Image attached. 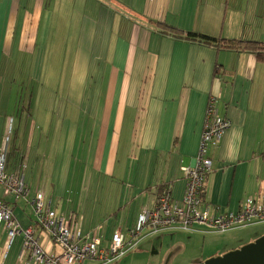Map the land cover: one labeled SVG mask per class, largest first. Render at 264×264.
<instances>
[{
  "label": "crops",
  "instance_id": "1",
  "mask_svg": "<svg viewBox=\"0 0 264 264\" xmlns=\"http://www.w3.org/2000/svg\"><path fill=\"white\" fill-rule=\"evenodd\" d=\"M75 1L84 7L77 41L69 49L68 78L58 82L61 95L48 93V105L40 110L38 91L21 95L13 74L0 75L1 142L10 117L17 134L7 145L11 158L6 171H23L29 188L25 199L14 202L7 196L4 201L21 226L34 220L29 203L34 192H42L45 205L57 213H76L82 233L100 228L104 242L114 228L132 227L143 208L154 206L164 185L180 200L186 184L181 168L194 164L211 95L218 97V112L230 126L209 148L212 166L203 182V199L220 212H235L250 196L261 199L264 60L243 48L177 38L158 24L214 38L264 42L259 7L264 0ZM17 2L0 0V55L9 57L12 49L14 56L31 54L39 79L44 72L42 67L36 75L41 54L64 45H54L49 29L54 15L45 12V0H32L33 8L21 16ZM42 25L47 29L41 32ZM65 25L58 21L56 29ZM37 125L45 133L37 132L33 147ZM114 187L121 193L116 205L106 208ZM0 226V264H32L21 255L22 235L10 240L5 225ZM252 231L259 237L264 225ZM240 242L236 239L224 250L238 248Z\"/></svg>",
  "mask_w": 264,
  "mask_h": 264
},
{
  "label": "built area",
  "instance_id": "2",
  "mask_svg": "<svg viewBox=\"0 0 264 264\" xmlns=\"http://www.w3.org/2000/svg\"><path fill=\"white\" fill-rule=\"evenodd\" d=\"M217 102L218 97L214 95L208 98L194 164L181 168L186 179L181 199H174L169 185H164L152 208H143L134 225L126 231L121 227L114 228L105 242L101 238L100 228L82 233L77 225L76 213L59 214L45 205L42 192H34L29 200L34 220L21 226L12 205L4 198L11 196L14 202L25 199L29 188L23 171H6L8 136H5L0 145V185L3 195V199L0 198V225H5L7 237L12 240L22 235L21 255L26 254L32 264H82L86 260L111 264L135 247L146 233L155 235L168 230H191L196 224L207 227L211 232L222 233L235 227L264 222V196L261 199L248 197L235 212H220L203 199V182L212 166L209 148L220 142L230 126V121L218 112ZM12 121L11 117L7 120L8 133L11 132Z\"/></svg>",
  "mask_w": 264,
  "mask_h": 264
},
{
  "label": "rangeland",
  "instance_id": "3",
  "mask_svg": "<svg viewBox=\"0 0 264 264\" xmlns=\"http://www.w3.org/2000/svg\"><path fill=\"white\" fill-rule=\"evenodd\" d=\"M17 1L18 5L20 4L21 7V9L18 10L19 16H21L24 10L27 11L33 8L32 0ZM242 1L244 2L245 0ZM252 5L255 6V3H252ZM83 7L82 3L75 0H69L67 5H62L59 0H53L51 3L50 1L48 3V0H45V12H51L54 15L53 21L49 24L51 33H54V45H58V41L59 44L64 45L61 48L58 46L52 51H50V48L48 47V50L44 51V54H41L36 75H39V72L43 67L44 72L46 71L45 78L43 77L44 72H42V75H39V79L35 77V57H32L31 54L23 53V51H21L14 56V51L12 49L9 57H3V55H0V75L1 77L6 75L5 71L9 74H13L12 76H15L16 78V81L13 84L16 86L20 85L19 94L22 93L21 95H28L32 91H38L40 97L39 105L41 106L48 105V101L46 100L48 93L49 95L51 93L61 95L63 85L61 84V86H58V82L61 81L64 83L68 78L67 66L72 59V53L69 49L72 48L71 46L77 41L78 25L80 22V14L83 12ZM259 7L261 8V20L264 21V2L259 3ZM246 8L249 10L248 5ZM70 17L72 18L70 19ZM58 21L65 23V27L57 30L56 27ZM44 28L47 29V25H42L40 31L42 32ZM58 32L63 33L58 34ZM52 40L53 36L49 37L50 44ZM50 70L53 73L52 76L49 74ZM48 75H50L49 78H47ZM13 90H15V88ZM20 105H23L24 107L27 106L26 102H20ZM44 108L45 107L42 106L39 109L43 110ZM2 119L3 118H0V125L2 124ZM13 120L15 119L13 118ZM14 122L15 121H12L11 123V132L9 133L6 124L2 136L3 140L5 136H8V146L13 144L17 137L15 132L16 122L15 124ZM39 128V125H37L33 147L36 143L37 132L39 131L38 134L45 133V129L40 130ZM1 135L2 131L0 132V143H2ZM40 149H44L43 142L40 145ZM8 151L10 152L9 149ZM48 152L50 154V149ZM104 190L107 192V187H105ZM111 191V197L110 199H107L105 204L106 208H112L115 206L118 196L121 193L118 187L111 188ZM128 200L129 198L126 199V203ZM92 210L93 208H88L89 212ZM87 215L89 216L91 214L86 213V216ZM260 225H264V222L235 227L222 233H216L203 231L207 227L196 224L191 230H168L167 232L157 233V235L146 233L137 241L135 247L129 249L124 256L111 264H163L167 254L176 247H179V249L171 256L168 264H190L196 258L203 260L212 256L213 253H224L227 251L224 249L233 246L234 244L232 243L235 242L236 239L240 238L242 241L240 243H243L238 244L239 246L244 245V241H246L245 243H249L250 241L255 240L258 236L257 233L252 230L259 228ZM15 240L13 241L15 242ZM18 240L19 239H17V242H19ZM82 264H102V262L86 260Z\"/></svg>",
  "mask_w": 264,
  "mask_h": 264
},
{
  "label": "water",
  "instance_id": "4",
  "mask_svg": "<svg viewBox=\"0 0 264 264\" xmlns=\"http://www.w3.org/2000/svg\"><path fill=\"white\" fill-rule=\"evenodd\" d=\"M173 248L166 256L163 264H168L171 256L178 251ZM190 264H264V234L238 248L213 255L205 259H194Z\"/></svg>",
  "mask_w": 264,
  "mask_h": 264
},
{
  "label": "trees",
  "instance_id": "5",
  "mask_svg": "<svg viewBox=\"0 0 264 264\" xmlns=\"http://www.w3.org/2000/svg\"><path fill=\"white\" fill-rule=\"evenodd\" d=\"M159 28L164 33H171L172 36L182 39L197 40L203 43L211 45H220L225 49H238L243 48L245 50L253 51L256 54L258 60H264V42L259 41H243L237 39H225V38H214L205 34L196 33L192 31L178 30L172 26L164 24H158ZM10 146V145H9ZM11 152L6 150V161L11 158Z\"/></svg>",
  "mask_w": 264,
  "mask_h": 264
}]
</instances>
